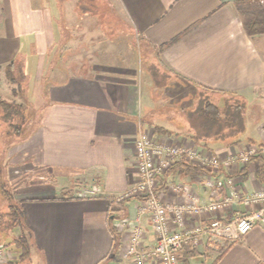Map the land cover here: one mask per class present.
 Masks as SVG:
<instances>
[{
  "label": "crops",
  "instance_id": "0c3cea01",
  "mask_svg": "<svg viewBox=\"0 0 264 264\" xmlns=\"http://www.w3.org/2000/svg\"><path fill=\"white\" fill-rule=\"evenodd\" d=\"M236 1L107 3L123 19V32L127 28L150 55H159L172 85L188 89V93L199 86L253 100L264 93V33L250 36L245 32ZM66 2L0 0V94L6 89L8 65L13 63L29 78L36 73L42 76L44 101L39 120L21 149L31 165L28 169L41 172L32 177L39 181L17 187L14 196L21 201L31 229L29 257L36 264H130L118 254L127 231L115 228V223L122 217L134 219L138 201L117 203L114 195L137 180L134 137L139 126L161 123L152 113L158 93L149 87L151 82H143L138 57L128 43L118 44L114 34L112 38L98 28L85 43L82 21L87 13L68 10ZM90 16L99 19L98 14ZM168 122L173 128L160 124L168 131L166 137L193 141L220 156L227 148L264 141V119L248 126L249 133L245 123V143L208 146L187 135L186 124ZM21 161L23 158L16 164ZM256 167L253 160L244 170L234 171L233 177L247 191L264 188ZM202 173L189 174L178 162L161 179V200L181 201L165 185L172 180L188 183L206 203L209 192L202 184ZM80 176L91 180L83 184L90 194L60 197L61 187L44 182L45 177ZM242 210L241 205H233L219 215L230 219ZM209 220L210 215L203 213L192 221L206 224ZM139 223L144 230L143 244L151 245L154 238L149 221L142 217ZM180 256L181 264H264V229L252 227L231 243L206 244L203 237L182 249ZM16 258L15 254L8 264H20Z\"/></svg>",
  "mask_w": 264,
  "mask_h": 264
},
{
  "label": "built area",
  "instance_id": "2783aa9c",
  "mask_svg": "<svg viewBox=\"0 0 264 264\" xmlns=\"http://www.w3.org/2000/svg\"><path fill=\"white\" fill-rule=\"evenodd\" d=\"M165 138L156 139L145 126H139L134 137L137 180L114 195L117 203L131 199L138 201L134 219L122 217L115 223V228L127 231V238L118 246L121 257L128 259L130 264H181V250L196 245L203 237L206 244L231 243L252 227L264 229V188L247 191L233 177L234 171L239 172L252 157H264V144L227 148L220 156L201 149L193 141ZM181 161L208 169L201 175L202 184L209 192L206 203L200 201L188 183L172 180L165 185L170 193L179 195L181 201L166 203L161 200V179ZM82 192L89 193L87 190ZM233 205H241L242 212L235 211L230 219L220 217L221 212ZM203 213L210 215L206 224L192 221ZM142 217L149 221L154 238L147 246L142 242L144 230L139 223ZM172 226L176 229L172 230ZM13 258L14 255L0 242V264H8Z\"/></svg>",
  "mask_w": 264,
  "mask_h": 264
},
{
  "label": "rangeland",
  "instance_id": "374dc122",
  "mask_svg": "<svg viewBox=\"0 0 264 264\" xmlns=\"http://www.w3.org/2000/svg\"><path fill=\"white\" fill-rule=\"evenodd\" d=\"M61 3L67 1L68 10H76L78 12L87 13L83 16L82 24L84 25L85 33H84V41L89 38L88 35H93L95 32L94 28H98V30L102 33L104 31L105 34L113 36L116 38V42L118 44L125 43L130 45L133 54L138 57V64L141 68V76L143 82L146 81L148 84L152 83L153 74L156 73L157 81L160 79L162 83H166V74L168 75V69L163 65V63L159 59V55L157 54H149L146 48H143L140 42L137 43L136 38L133 34L129 35L127 32V28L125 29V23L123 19H119L118 14L114 13V10L110 8L107 3V0H59ZM260 3L262 1H259ZM251 9L254 10H263L264 4H259V6L255 4H251ZM247 5V6H251ZM91 14H98V20H96L95 16H90ZM123 23V24H122ZM119 31V32H118ZM113 38V37H112ZM101 39H104L101 37ZM128 40V42H127ZM157 53V52H156ZM19 66V65H18ZM12 75L14 77V82L10 81L7 78L6 89L2 91L0 94V103L1 101L4 103H8L9 106L7 108H3L0 105V164L2 166V171L0 174V183L1 181H5L6 186L11 191L14 196V190L17 187H22L28 185L30 182H36L39 180H32L33 176H37L41 174L37 169L29 170L28 167L31 166L28 163L27 157H24L26 153L23 151L22 154L21 149L23 150V146H25L24 139L29 135L35 123L39 120L41 114V108L44 103L42 96V76L37 77V73L35 78H29L28 75L24 73V69L20 66L13 69ZM41 75V74H40ZM170 78V75H168ZM160 77H163L161 79ZM154 78V77H153ZM149 84V87H154L156 93H158V97L155 99V106H160L159 111L155 113V120L159 119L161 123H148L145 125L150 132H153V136L158 139H166V133L158 132L155 127H168L172 125L170 122L175 123L179 126L184 124L188 125V118L184 112L177 108H190L191 110L195 109L198 101L197 94H194L192 91L188 93V89L183 88L182 90L172 85V78L168 80V85L166 88L164 87H156L153 84ZM149 93L153 96V92L151 90ZM191 93L192 96H189ZM209 101L214 103L217 107H224L225 101L239 104L234 99H228L226 95L223 94H211L207 96ZM236 96H232L234 98ZM206 98V99H207ZM241 99L240 101H242ZM245 102L244 109V124L246 123L247 133H249V127L255 126L259 121L264 119V93L257 98L251 100L246 99L243 100ZM242 101V102H243ZM5 111V112H4ZM154 113V112H152ZM169 125V126H168ZM161 127V128H162ZM187 127V126H186ZM186 133V132H185ZM174 135V134H172ZM186 135V134H184ZM188 135V134H187ZM243 135L239 136V140L231 142L228 144L235 143H245L243 139ZM169 138L170 135H169ZM23 141V142H22ZM21 151V152H20ZM23 158V161L20 164H16ZM67 178V177H66ZM81 179H74L71 177L70 179H56L45 177L44 182H49L50 184H55L57 187H67L72 189V191L76 189L78 193H81L82 190H86L83 184H90L91 180H85L83 176H80ZM77 184V186H76ZM1 185V184H0ZM15 188V189H14ZM60 188V189H61ZM82 194V193H81ZM90 194V193H89ZM59 196L61 197V193L59 192ZM15 199H18L14 196ZM77 198V197H76ZM19 200V199H18ZM6 208V200L3 198L0 192V211L5 210ZM8 232L1 236L0 242L6 247L7 250L11 252V254H16L18 261V256L20 251L9 244V241L12 237H17L20 233V229L18 227H14L11 230H7ZM12 261V260H11ZM20 264H36L32 258L29 256L24 258L23 260H19Z\"/></svg>",
  "mask_w": 264,
  "mask_h": 264
},
{
  "label": "trees",
  "instance_id": "16d2710c",
  "mask_svg": "<svg viewBox=\"0 0 264 264\" xmlns=\"http://www.w3.org/2000/svg\"><path fill=\"white\" fill-rule=\"evenodd\" d=\"M259 1L261 0H239L235 3V7L242 22V26L245 32L250 36L264 33V11L251 9V4H255L256 6H259V4L262 3L264 4V0L261 3ZM162 48L163 47H160L159 50H162ZM15 66L17 68L20 65L18 66L11 63L10 65H8L7 69V77L12 82H14L12 72ZM153 75L154 78L152 77V84L156 87H163V85H165L164 87H166L168 85V80L171 79L168 78L169 76L166 74V83H162L160 79L157 81L156 73H154ZM160 78L163 79V77ZM217 93L223 94V96L226 95L228 99H234L238 103H240H232L233 105H231L228 100L225 101L226 104L224 107H217L206 97V95L210 96L211 94ZM194 94H197L199 98L195 109L191 110L190 108L185 109L180 107H173L181 110L187 116L189 120L188 125H186L187 134L196 142L205 143L207 146L215 142L228 144L229 141L227 140L230 139L233 140L231 142L239 140V136L243 135L245 131V102L243 100V102L240 101L242 98L232 93H221L210 88L199 86L195 87ZM232 96L236 97L232 98ZM0 105L3 108H7V106H9L8 103H4L2 101ZM160 107L162 106H157L152 112L156 113L157 111H159ZM155 128L158 132H168L167 130L161 127ZM262 144H264V141L258 143L257 145L260 146ZM253 160L257 166L256 176L259 181L264 182V157L261 155H257L255 157H252V159L248 163ZM179 163L184 166L185 172H188L189 174H198L202 171L204 172V169L202 168L189 165L182 161ZM244 169L245 166L242 170ZM1 171L2 166L0 164V174ZM206 172H208V169H206ZM0 184V192L3 198L6 200L5 210L0 211V238L1 236L4 237V235L8 232L7 230H11L14 227H18L20 229L19 235L17 237H12L9 241V244H11L13 247L20 251L18 259L23 260L24 258L29 256L31 229L25 221V212L21 206V201L14 198L13 194L6 186L5 181H1ZM77 188L78 187H76V189ZM76 189L75 191H72V189L67 187L61 188V197L73 198V194L78 192L76 191ZM113 234L115 236L114 232Z\"/></svg>",
  "mask_w": 264,
  "mask_h": 264
}]
</instances>
